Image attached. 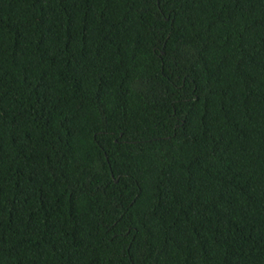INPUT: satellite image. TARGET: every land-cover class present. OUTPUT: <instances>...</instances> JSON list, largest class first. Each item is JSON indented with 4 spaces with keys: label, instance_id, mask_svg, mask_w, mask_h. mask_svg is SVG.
I'll use <instances>...</instances> for the list:
<instances>
[{
    "label": "trees",
    "instance_id": "16d2710c",
    "mask_svg": "<svg viewBox=\"0 0 264 264\" xmlns=\"http://www.w3.org/2000/svg\"><path fill=\"white\" fill-rule=\"evenodd\" d=\"M0 264H264V0H0Z\"/></svg>",
    "mask_w": 264,
    "mask_h": 264
}]
</instances>
